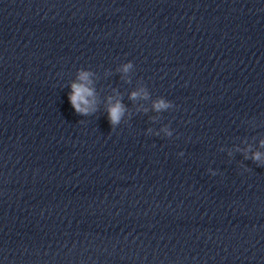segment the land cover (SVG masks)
Masks as SVG:
<instances>
[{
  "label": "clouds",
  "instance_id": "1",
  "mask_svg": "<svg viewBox=\"0 0 264 264\" xmlns=\"http://www.w3.org/2000/svg\"><path fill=\"white\" fill-rule=\"evenodd\" d=\"M133 63L128 61L124 63L121 67V71L123 73H128L133 68ZM92 73L87 70L79 69L78 75L75 81H73L70 85L71 91L68 94L69 102L75 112L84 117L89 116L97 111V100H96V93L93 87V81L90 79ZM129 99L132 101L137 100H151V109L148 108H141L138 110H142L145 113L149 110L160 114L164 111L172 109L174 107L173 103L164 97H157L156 99L151 98V94L148 88L144 85L134 90L130 93ZM108 121L113 129L121 124V121L124 119L127 109L125 105L122 103L121 99H114L113 97H108ZM153 122H157V117L151 118ZM149 134H153L152 128L148 130ZM160 132L164 134L165 137H172L173 131L171 130L169 125H164ZM160 132L154 133L155 135L159 136ZM260 147H264V140L260 142ZM251 149L249 148V151ZM178 155L182 156L183 152L178 153ZM245 159H251L258 163V166L264 165V153L260 151L252 152L251 156L245 155ZM245 171L247 168L245 167ZM208 172L211 175L215 176L217 173L212 172L211 169H208Z\"/></svg>",
  "mask_w": 264,
  "mask_h": 264
}]
</instances>
